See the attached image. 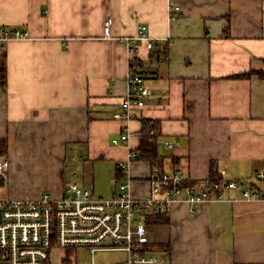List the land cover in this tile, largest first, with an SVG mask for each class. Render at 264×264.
<instances>
[{
    "label": "crops",
    "instance_id": "0c3cea01",
    "mask_svg": "<svg viewBox=\"0 0 264 264\" xmlns=\"http://www.w3.org/2000/svg\"><path fill=\"white\" fill-rule=\"evenodd\" d=\"M0 24L29 31L7 43L2 61L0 139L9 160L2 196H60L65 181L82 183L68 164L81 154L113 160L116 169L156 120L162 169L199 185L212 167L249 189L263 184L264 0H0ZM142 24L153 48L137 39L134 56L150 94L132 118L117 119L129 67L124 38ZM126 130V141H111ZM150 167L129 163L136 198L148 193ZM251 191L174 204L153 226L160 246L146 252L151 261L128 263L122 250H99L110 251V261L94 264H264V194Z\"/></svg>",
    "mask_w": 264,
    "mask_h": 264
},
{
    "label": "built area",
    "instance_id": "2783aa9c",
    "mask_svg": "<svg viewBox=\"0 0 264 264\" xmlns=\"http://www.w3.org/2000/svg\"><path fill=\"white\" fill-rule=\"evenodd\" d=\"M145 31L146 26L142 24L136 35L124 38L129 50V67L121 109L113 113L117 119L132 118L131 109L143 106V98L150 94L144 84L145 65L134 56L136 46L133 45L135 40L147 38L148 49L153 48ZM103 33L107 38L112 37L108 19L104 20ZM28 36L26 28L0 24V56L1 49L10 40ZM149 134L158 132L152 128ZM128 136L126 130L111 141L123 142ZM135 157L136 152L130 151L125 160L116 162L121 180L114 184L108 197L97 196L90 187L71 179L64 182L58 197L44 192L36 199H17L0 193V264H52L53 250L59 251L61 263L76 264L78 248L88 252L90 264H94L95 252L99 250H122L127 254L128 263L151 261L153 257L146 252L154 241V224L146 221L147 217L168 216L176 203L196 205L210 198H223L231 189L239 190L245 197L256 195L245 183L224 177L223 172L220 177L199 185L179 170L151 166L146 176L148 193L136 198L129 189V163ZM8 165V157L0 154V187L6 179ZM257 176L263 177V174Z\"/></svg>",
    "mask_w": 264,
    "mask_h": 264
},
{
    "label": "rangeland",
    "instance_id": "374dc122",
    "mask_svg": "<svg viewBox=\"0 0 264 264\" xmlns=\"http://www.w3.org/2000/svg\"><path fill=\"white\" fill-rule=\"evenodd\" d=\"M7 45L1 49L0 60L5 61V53H6ZM76 162H73L72 159H68V164L77 165V171H75V176L77 180H80L83 186L89 187L90 183L94 184L95 193L106 196V192H108L109 187H113L114 183L119 182L120 179L118 177V172L115 169V163L113 160L109 159H98V160H88L87 156H75ZM111 183V185H110ZM101 188L102 193L98 192ZM48 192V191H47ZM104 193V194H103ZM98 196V195H97ZM96 251L94 259L96 260H109L111 256V252H101ZM123 252V251H122ZM113 258L117 254L120 256V251L113 252ZM125 253V252H124ZM60 253L58 250H53L51 252V262L52 264H63L61 263ZM110 261V260H109ZM127 262V258L125 260ZM91 258L86 250L83 248H78L76 250V264H90Z\"/></svg>",
    "mask_w": 264,
    "mask_h": 264
},
{
    "label": "trees",
    "instance_id": "16d2710c",
    "mask_svg": "<svg viewBox=\"0 0 264 264\" xmlns=\"http://www.w3.org/2000/svg\"><path fill=\"white\" fill-rule=\"evenodd\" d=\"M165 57V55H164ZM146 72V71H145ZM249 74V73H246ZM243 74V75H246ZM242 75V74H240ZM5 78V67L4 64L0 65V79ZM149 120H145V123H147ZM156 129V132L158 130V121H153L151 126L144 127L142 129L141 135H140V142L139 145L136 149V157L135 160H145L150 163L151 166H157L159 168H162V163H163V157L158 154L157 151V136L158 134H149L150 129ZM8 152V144L6 139H0V154L7 155ZM118 171V177L119 179L121 178L120 171L116 167ZM216 177H220V174L217 173L215 174L214 168L212 167L210 170L209 178L212 180ZM253 189H256V192L264 194V182L263 184L259 187L256 185L252 186ZM251 187V189H252ZM167 216L164 215H159V216H149L147 217L146 221L151 222L152 224H159L167 221ZM159 245L160 244L155 241H153V244L147 246V251L151 249V246L153 245ZM157 247V246H155Z\"/></svg>",
    "mask_w": 264,
    "mask_h": 264
}]
</instances>
